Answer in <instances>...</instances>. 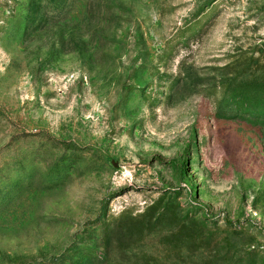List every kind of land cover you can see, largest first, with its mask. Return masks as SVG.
Masks as SVG:
<instances>
[{
	"label": "rangeland",
	"instance_id": "1",
	"mask_svg": "<svg viewBox=\"0 0 264 264\" xmlns=\"http://www.w3.org/2000/svg\"><path fill=\"white\" fill-rule=\"evenodd\" d=\"M264 0H0V264H264Z\"/></svg>",
	"mask_w": 264,
	"mask_h": 264
},
{
	"label": "trees",
	"instance_id": "2",
	"mask_svg": "<svg viewBox=\"0 0 264 264\" xmlns=\"http://www.w3.org/2000/svg\"><path fill=\"white\" fill-rule=\"evenodd\" d=\"M261 117V123L264 124V115H260Z\"/></svg>",
	"mask_w": 264,
	"mask_h": 264
}]
</instances>
